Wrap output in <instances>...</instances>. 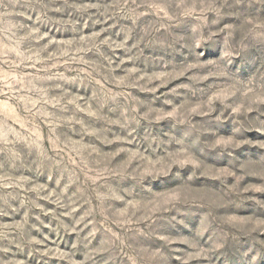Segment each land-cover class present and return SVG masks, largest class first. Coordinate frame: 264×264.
Masks as SVG:
<instances>
[{
    "label": "rangeland",
    "instance_id": "obj_1",
    "mask_svg": "<svg viewBox=\"0 0 264 264\" xmlns=\"http://www.w3.org/2000/svg\"><path fill=\"white\" fill-rule=\"evenodd\" d=\"M122 3L0 0V264H264V3Z\"/></svg>",
    "mask_w": 264,
    "mask_h": 264
},
{
    "label": "clouds",
    "instance_id": "obj_2",
    "mask_svg": "<svg viewBox=\"0 0 264 264\" xmlns=\"http://www.w3.org/2000/svg\"><path fill=\"white\" fill-rule=\"evenodd\" d=\"M132 2L134 4L135 0H132ZM234 2L239 3L240 0H234ZM260 2L264 3V0H260ZM227 3L228 0H222V3L219 5V7H223ZM127 4L128 0H124V3L122 4H111L107 6L105 11H108L110 9L123 10L124 15L127 18L133 19L134 24L135 17L140 15V13H137L135 8H126ZM137 7H139V5H137ZM177 7H180V5L176 4V0H165V3L161 7V10H163L164 8L173 9ZM207 7L208 6H205L204 10H207ZM217 13L219 15L218 9ZM179 14L180 13H175L173 16L169 17V19H175L176 15ZM218 23V19L205 21L201 24L196 25V27L192 28L189 33L184 35L173 36L170 32H168L165 40L171 39L173 43L178 44L182 54H184L186 50V55L188 56V58L194 61V64L192 65L193 67L207 68L209 70V73L212 75H222L231 78L239 74V68L233 69L231 67L232 62L225 59V57L233 54L239 55V52L234 47L229 48L228 41L226 39L224 42L225 51L223 52V55H218V52L220 51L221 41L219 37H216V33L211 30L212 25ZM153 27L156 28V30H158L159 27H164L167 32V28L169 27V25H166V23L163 21H156ZM129 31H131V29ZM228 37H231V32L228 33ZM260 55H264V53H261ZM244 59L248 63H254L257 59V54L249 53ZM170 179L183 180L184 177L177 172L173 174ZM219 199H222V197L216 194L214 200L211 202L214 203L215 200Z\"/></svg>",
    "mask_w": 264,
    "mask_h": 264
}]
</instances>
